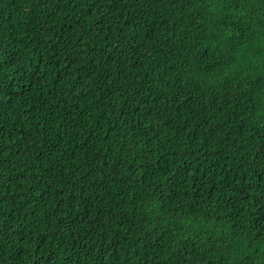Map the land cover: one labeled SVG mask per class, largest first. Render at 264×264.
Wrapping results in <instances>:
<instances>
[{
    "label": "trees",
    "instance_id": "16d2710c",
    "mask_svg": "<svg viewBox=\"0 0 264 264\" xmlns=\"http://www.w3.org/2000/svg\"><path fill=\"white\" fill-rule=\"evenodd\" d=\"M264 8L0 0V264H264Z\"/></svg>",
    "mask_w": 264,
    "mask_h": 264
},
{
    "label": "snow or ice",
    "instance_id": "6c2138e0",
    "mask_svg": "<svg viewBox=\"0 0 264 264\" xmlns=\"http://www.w3.org/2000/svg\"><path fill=\"white\" fill-rule=\"evenodd\" d=\"M233 2V0H203V6H207V5H223L225 3H230ZM238 2L242 5H246V6H253L257 3H259L261 8H264V0H238ZM262 59H264V55H262L261 57ZM259 75L261 77H264V71H260ZM260 92L264 93V84H262L260 86ZM256 103H259L261 105H264V99L261 100H257Z\"/></svg>",
    "mask_w": 264,
    "mask_h": 264
}]
</instances>
